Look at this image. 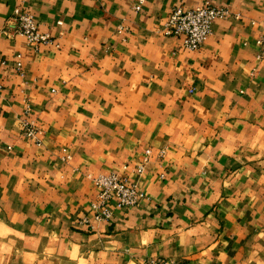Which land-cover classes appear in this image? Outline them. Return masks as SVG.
I'll list each match as a JSON object with an SVG mask.
<instances>
[{
	"label": "crops",
	"instance_id": "0c3cea01",
	"mask_svg": "<svg viewBox=\"0 0 264 264\" xmlns=\"http://www.w3.org/2000/svg\"><path fill=\"white\" fill-rule=\"evenodd\" d=\"M139 1L0 0L54 41L0 36V264H264V0ZM206 2L233 16L202 49L164 35ZM113 173L146 199L83 225Z\"/></svg>",
	"mask_w": 264,
	"mask_h": 264
},
{
	"label": "built area",
	"instance_id": "2783aa9c",
	"mask_svg": "<svg viewBox=\"0 0 264 264\" xmlns=\"http://www.w3.org/2000/svg\"><path fill=\"white\" fill-rule=\"evenodd\" d=\"M144 0H140L134 7L136 12L142 10ZM230 9L216 7L206 2L202 7L195 9H186L183 6L174 8L171 12L165 29V36L175 37L181 40L182 47L189 51H199L206 41L213 34V25L217 21H224L232 18ZM13 25L6 27L0 26V36L13 38L16 36L24 37L28 44L39 49L41 46L53 44L54 41L48 35L43 33L37 24L35 17L31 14L16 10L12 17ZM12 25V26H11ZM62 25V23H59ZM125 29L122 27L121 31ZM256 44L259 48L258 59L264 61V35L257 38ZM16 69L20 75H24V66L22 56H18ZM31 106L27 105V112L30 113ZM21 132L25 138L36 144H40V136L43 131L33 122L24 120L21 124ZM165 152H163V155ZM151 152L149 151L136 169L138 175L142 176L146 172L147 165L150 162ZM97 191V200L92 204L91 216L82 220V224L94 229V223L99 224L105 221H111L113 218V208L133 209L139 206L140 202L146 199V195L140 190L138 185L132 184L127 178L113 173L101 175L94 180ZM152 264H174L169 261H153Z\"/></svg>",
	"mask_w": 264,
	"mask_h": 264
}]
</instances>
